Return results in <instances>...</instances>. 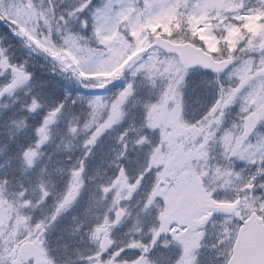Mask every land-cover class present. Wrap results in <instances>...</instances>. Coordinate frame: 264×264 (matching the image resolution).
Returning a JSON list of instances; mask_svg holds the SVG:
<instances>
[{"label":"snow or ice","instance_id":"6c2138e0","mask_svg":"<svg viewBox=\"0 0 264 264\" xmlns=\"http://www.w3.org/2000/svg\"><path fill=\"white\" fill-rule=\"evenodd\" d=\"M0 264H264V0H0Z\"/></svg>","mask_w":264,"mask_h":264}]
</instances>
